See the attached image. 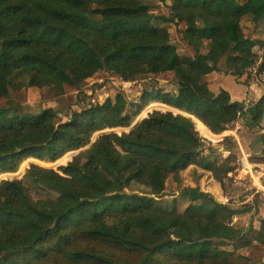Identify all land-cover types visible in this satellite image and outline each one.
Instances as JSON below:
<instances>
[{"label": "trees", "instance_id": "obj_1", "mask_svg": "<svg viewBox=\"0 0 264 264\" xmlns=\"http://www.w3.org/2000/svg\"><path fill=\"white\" fill-rule=\"evenodd\" d=\"M154 1L165 0H0V99L10 89L79 86L101 71L124 81L169 73L177 86L145 91L133 112L118 92L64 122L51 108L0 106V175L27 158L75 152L56 169L31 163L20 179L0 181V264H233L219 246L247 233L231 224L241 209L198 186L181 188V211L160 201L191 165L219 182L234 169L232 156L203 153L198 131L214 140L239 117L261 127L264 92L246 106L224 89L214 94L204 76L222 59L236 78L257 64L264 40L241 37L240 21L264 17V0H172L166 16L153 15ZM154 19L182 22L193 58ZM150 102L175 113L155 109L130 125ZM249 162L264 163V148ZM254 240L264 247V218Z\"/></svg>", "mask_w": 264, "mask_h": 264}, {"label": "rangeland", "instance_id": "obj_2", "mask_svg": "<svg viewBox=\"0 0 264 264\" xmlns=\"http://www.w3.org/2000/svg\"><path fill=\"white\" fill-rule=\"evenodd\" d=\"M154 2L156 4L153 7V15L163 14L166 16L168 6L172 3V0ZM153 22L167 28L170 41L175 45L180 56L187 59L193 58V48L182 38L181 29L184 28L182 22L165 23L156 19ZM240 35L243 38L264 40V17L259 20L254 15L243 17L240 21ZM254 50L260 57L255 66L249 68L238 78L233 75L230 77V74L223 72L224 60L222 59L218 63L219 70L204 76L207 87L216 94L221 89L218 79L227 76L229 84L238 83L240 86L237 88L244 91V95L240 97H242L241 101H244L246 106L255 102L264 87V71H260L257 67L264 55V47L255 46ZM229 87L233 92V87ZM237 88L236 90H239ZM157 89L174 93L177 86L173 76L169 73H163L155 76H140L133 81H124L110 72L101 71L83 81L79 86L66 85L60 91L37 87H23L19 90L10 89L9 95L0 99V106L14 104L31 113L51 108L56 113V120L64 122L80 108L87 107L91 103H102L107 97L113 98L118 92L124 94L127 101V110L133 112L135 107L139 105L142 93ZM155 109L172 110L163 103L150 102L142 108L137 117L131 120L130 125ZM172 111L175 113V110ZM260 125L259 129L250 128L243 124L242 117H239L229 130L221 134H214L216 136L214 140L198 131V135L203 140V153L211 154L210 156L216 157L218 161L227 156H232L231 164L234 165V169L218 182L210 172L191 165L181 172L180 184L171 182L170 179L167 181L166 195L161 198L163 201H160L163 206L174 204L181 211L189 204L186 198L179 196L181 188L184 186H198L218 201L224 202L233 208L241 209L239 215L233 216L231 224L247 231V233L241 239L234 242L224 241L219 246L220 249L227 251V259H230L233 264H264V247L254 240L258 222L264 217V189L257 186V182H260L264 176L262 170L256 167L252 168L251 173L248 172L250 166L245 163L246 166L244 167L242 161L240 162L241 158L246 157L244 155H247L249 162L250 156L260 154L257 152L260 147L259 138L264 134L263 118ZM128 128L118 127L114 128L113 131L120 133L127 131ZM246 142L248 143L246 144ZM224 146H229L228 149L230 150H225L227 148ZM72 152L63 155H67V158L61 159L62 156L54 162L27 158L20 163L15 173L1 174L0 181L7 178L20 179L31 163L56 169L71 160ZM255 152L257 154H253ZM31 193L33 194L32 191ZM51 196H54V194L51 193Z\"/></svg>", "mask_w": 264, "mask_h": 264}, {"label": "crops", "instance_id": "obj_3", "mask_svg": "<svg viewBox=\"0 0 264 264\" xmlns=\"http://www.w3.org/2000/svg\"><path fill=\"white\" fill-rule=\"evenodd\" d=\"M216 71V70H215ZM212 72H214V71H210L208 74H210V73H212ZM227 76H223V77H220L219 79H218V81H219V85H220V87H221V89H224V90H226L228 93H229V95H230V99H231V101H241L242 100V97H240L241 95H244V91H242V90H240V88H237V87H239L240 85L238 84V83H232V84H229L228 83V79L226 78ZM230 77H232V75L230 76ZM229 86H232L233 87V92L231 91V88L229 87ZM236 88L237 89H239V90H236ZM264 92V87H263V90L260 92V95L258 96V98L261 96V94ZM257 98V99H258ZM263 120H264V117H263ZM237 128V127H236ZM248 142H246V144H247ZM259 145H260V147H259V149H258V152L257 153H260V154H257L256 152L255 153H253V154H257V155H261L262 154V152H263V148H264V139H262V137H260L259 138ZM245 154V153H244ZM244 156H246V157H244V158H241V160H240V162L243 160V161H245V162H242V165L245 167L246 165H245V163L246 164H248L249 166H250V168H248L249 169V171L248 172H252V168H254V167H256V168H259V169H261L262 170V174H263V176H264V163H253V164H250L249 162H248V160H247V155H244ZM264 178V177H263ZM262 178V179H263ZM262 181V180H261ZM261 181L260 182H257V186L258 187H261V188H263L264 189V186H262V184H261ZM219 182V181H218ZM238 215H239V213H238ZM264 218V217H263ZM258 227H259V222H258ZM258 227L256 228V230H255V232L258 230ZM255 234V233H254Z\"/></svg>", "mask_w": 264, "mask_h": 264}, {"label": "water", "instance_id": "obj_4", "mask_svg": "<svg viewBox=\"0 0 264 264\" xmlns=\"http://www.w3.org/2000/svg\"><path fill=\"white\" fill-rule=\"evenodd\" d=\"M75 152H72L71 155H73ZM147 197H150V198H155L154 195H146ZM215 200H217L215 197H213Z\"/></svg>", "mask_w": 264, "mask_h": 264}, {"label": "built area", "instance_id": "obj_5", "mask_svg": "<svg viewBox=\"0 0 264 264\" xmlns=\"http://www.w3.org/2000/svg\"><path fill=\"white\" fill-rule=\"evenodd\" d=\"M243 160H244V159H243ZM243 160H242V162H244Z\"/></svg>", "mask_w": 264, "mask_h": 264}]
</instances>
